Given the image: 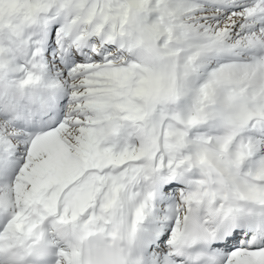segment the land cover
<instances>
[{"label":"snow or ice","instance_id":"obj_1","mask_svg":"<svg viewBox=\"0 0 264 264\" xmlns=\"http://www.w3.org/2000/svg\"><path fill=\"white\" fill-rule=\"evenodd\" d=\"M0 264H264V0H0Z\"/></svg>","mask_w":264,"mask_h":264}]
</instances>
